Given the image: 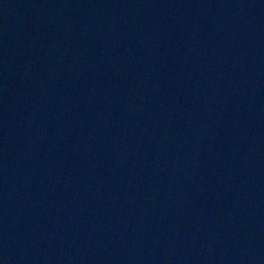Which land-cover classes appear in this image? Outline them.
I'll use <instances>...</instances> for the list:
<instances>
[{
  "label": "water",
  "instance_id": "water-1",
  "mask_svg": "<svg viewBox=\"0 0 264 264\" xmlns=\"http://www.w3.org/2000/svg\"><path fill=\"white\" fill-rule=\"evenodd\" d=\"M0 264H264V0H0Z\"/></svg>",
  "mask_w": 264,
  "mask_h": 264
}]
</instances>
